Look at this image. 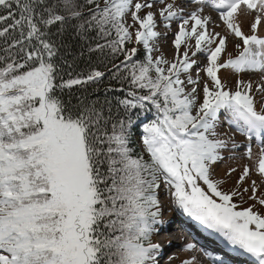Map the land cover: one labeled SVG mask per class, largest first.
<instances>
[{"label": "snow or ice", "instance_id": "snow-or-ice-1", "mask_svg": "<svg viewBox=\"0 0 264 264\" xmlns=\"http://www.w3.org/2000/svg\"><path fill=\"white\" fill-rule=\"evenodd\" d=\"M165 199L264 264V0H0V264H159Z\"/></svg>", "mask_w": 264, "mask_h": 264}, {"label": "rangeland", "instance_id": "rangeland-1", "mask_svg": "<svg viewBox=\"0 0 264 264\" xmlns=\"http://www.w3.org/2000/svg\"><path fill=\"white\" fill-rule=\"evenodd\" d=\"M194 6L195 5H193V7ZM209 13H211L213 16H215V13H213L211 9H206L205 10V14H209ZM176 27H177L176 24H173L171 31L174 32L176 30ZM245 30H247V25L246 24H245ZM172 38L173 37L170 34L168 39H167V42L162 45L163 53L169 58H171L173 56V53H174V49H173L172 44H171ZM230 50H231V46H230ZM225 75H227V73H225ZM229 79H230V83L234 84L235 77H230ZM253 79H259V77H253ZM222 130H230L231 133H233L235 135V138H236L237 142H240V141L243 140V138H245L244 136H242L241 134L236 132V130L234 128L229 129V126L227 124L223 125V129ZM137 139H139V137H137ZM257 147L258 146L256 145V143L253 142L254 150H256ZM239 151L242 153L244 151L243 147ZM228 164H229V162H227V161L218 163L217 169H216L217 175H222L223 172L228 167ZM232 166H236V164L233 163ZM236 175H238V172H237ZM235 179H236V176L234 175L233 176V182H234ZM226 187H231V183L229 185H227ZM162 199H163V197H162ZM243 206L247 207V204H245ZM181 213L182 212L180 210H177L174 206H172L165 199L164 203H163V209H162V219H163L164 223L162 225L158 226V228H159L158 233L160 232V230H162L165 227V225L168 223L167 221H169V224L173 223L172 219L174 217H176V220H175L176 222L175 223L180 222V219H178V218H181V216H180ZM190 222H191L190 224H186L189 227V231L188 232H184L183 235H184L185 238H183L182 235H180L178 237L176 235L175 236L170 235V236H167L166 242H164V241L161 242V244H160L161 247H164V245H167V244H171L170 247H168L166 249L169 250V251L171 250L172 252H171L170 256H174L175 257L171 261H169L168 258H167V262H164V264H182L183 260H189V259L192 258V256H196V258H197L196 259V264H212V261L209 260L207 257H205L203 255V253H201V252H192V251H188V250L185 249V245L187 243H190V242L191 243H195L197 245V248H203V246L200 243L197 242V240H199V238H201L203 240H207V241L214 240L213 237H210L208 239L204 237L205 238L204 239L203 236H202L203 233L200 230H197L200 225L197 222H195L194 220H191ZM168 227H170V226L168 225ZM177 232H180V230L177 229ZM195 233H197V234H195ZM157 234L154 235V238H155L154 242L159 243L158 240L160 238L161 241H162V236L161 235L157 236ZM192 234L197 239L196 241H195V239L191 238L190 235H192ZM205 250L210 251L207 248ZM212 252L220 253L221 252V248L220 247H214Z\"/></svg>", "mask_w": 264, "mask_h": 264}, {"label": "bare ground", "instance_id": "bare-ground-1", "mask_svg": "<svg viewBox=\"0 0 264 264\" xmlns=\"http://www.w3.org/2000/svg\"><path fill=\"white\" fill-rule=\"evenodd\" d=\"M166 225L168 226V223H167ZM166 225H165V227L162 229L163 231H162V232L160 231V232L157 234V236H158V235H161V236H162V241H161V242H163V241L166 242V240H167V236H169V234H170V235H173V236L176 235L177 237L180 236V235H182V234H180L179 232L176 231V228H177V227H175V228L171 227L170 230H169V227H168L167 229H165V228L167 227ZM173 244H174V243H173ZM161 248H162V247H161ZM171 252H172L171 250H170V251H169V250H165V251H164V259H163L164 262H167V258L170 257ZM165 259H166V260H165Z\"/></svg>", "mask_w": 264, "mask_h": 264}]
</instances>
